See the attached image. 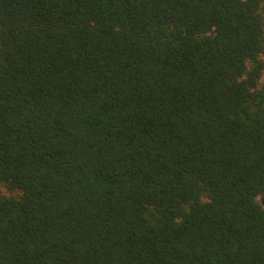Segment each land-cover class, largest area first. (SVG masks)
Returning <instances> with one entry per match:
<instances>
[{"label": "trees", "instance_id": "16d2710c", "mask_svg": "<svg viewBox=\"0 0 264 264\" xmlns=\"http://www.w3.org/2000/svg\"><path fill=\"white\" fill-rule=\"evenodd\" d=\"M264 0H0V264H264Z\"/></svg>", "mask_w": 264, "mask_h": 264}, {"label": "rangeland", "instance_id": "374dc122", "mask_svg": "<svg viewBox=\"0 0 264 264\" xmlns=\"http://www.w3.org/2000/svg\"><path fill=\"white\" fill-rule=\"evenodd\" d=\"M261 83H262V85H264V75L262 77ZM0 189L3 190L4 192L10 194V191L6 187H4L3 185H1V184H0Z\"/></svg>", "mask_w": 264, "mask_h": 264}]
</instances>
